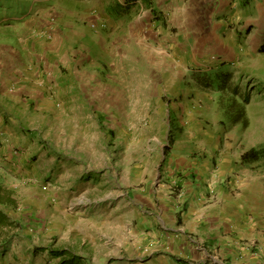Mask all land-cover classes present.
<instances>
[{"label":"rangeland","instance_id":"rangeland-1","mask_svg":"<svg viewBox=\"0 0 264 264\" xmlns=\"http://www.w3.org/2000/svg\"><path fill=\"white\" fill-rule=\"evenodd\" d=\"M234 2V8L228 7V11L222 17L220 12L217 17L210 16L207 11L209 4H206L208 7L199 19L203 25V31L199 29L190 34L177 35V41L188 43L184 51L185 60L182 57V49L176 45L170 62L168 58L164 61L162 51L156 50L148 51L147 55L156 57L157 61L160 58L163 61L159 62L163 65L150 66L147 60L143 65H138L137 62L142 63V57H136V50L132 49L127 51V55L129 57L133 55L134 62L125 66L126 58L123 57L121 64L124 66H114L109 72L118 80L110 84L104 80H97L93 86L85 87L88 89L86 94L87 101L90 103L87 119L90 122L89 133L108 138L106 154L101 155V152H98L92 157L97 159L99 173L116 178L118 184L116 181L106 184L112 187L111 194L107 197L103 186H98L95 193L87 196L90 200L82 197L80 192L72 193L75 199L73 197L72 203L66 207L68 209L66 216L75 225L82 223L86 230L80 232L82 229L80 226L71 229V232L63 234L57 242L52 243L55 247L66 246L82 254H88L97 264H157L158 260L165 262L169 259L168 253L185 257L182 249L175 245L178 241L172 238V234H166V232H174L173 234L176 236L178 234L180 239L179 231L169 229L164 232L163 229V226L171 225L168 223L170 222L168 215L165 216L161 211L166 204L163 198L157 195L161 177L154 176L153 183L157 184V187L154 184L150 186L156 190V193L151 191L150 194H136L137 192L133 190L135 187L141 188L145 180L136 182L135 179L133 180L134 173H187L191 167H197V165L204 172L217 173L216 170L230 168V159L234 157L239 162H236V170L232 173H258L263 175L261 177L264 181V158L253 164H244L240 160V155L251 147L264 148V0H234ZM81 6L79 0H0V41L6 40L9 45L15 47L18 43L13 34L14 31L19 30L20 38L23 39L35 27L36 17L41 13L47 15V22H49L46 39L53 40L54 35L57 36V29L64 25L63 13L72 10L77 12ZM214 6L219 8L220 0L214 2L211 7ZM96 10L98 13L103 12L100 7ZM88 11L91 15L96 12L92 8H88ZM67 21L71 22L73 19L69 17ZM220 21L226 24L225 30L217 31L218 27L214 30L212 26ZM109 22L114 23L112 20ZM14 25H19V28H14ZM98 44V38H94L89 44H79L77 49L74 47V65L78 67L88 63L95 64L99 58ZM113 45L115 47L112 50L113 57L116 54L122 57L120 48L116 47L115 43ZM162 46L165 48L163 44ZM148 47L144 48L147 50ZM156 48L160 47L156 46ZM4 53L8 55L6 59L15 57V52L8 45L0 48V56ZM168 53H170L169 50ZM51 54L52 50L48 48L46 55L51 56ZM60 67H67V64ZM118 68L126 70L127 76L124 75L123 79L120 78ZM26 69L22 70L25 74ZM95 71L97 72V69ZM13 72L14 70L8 71L6 74L8 76ZM24 73L20 71L16 74ZM62 74L63 79L69 76L67 71ZM227 75L231 78H227ZM35 79H40V75H36ZM10 81L11 79L5 81L1 77L0 86L9 89L15 84ZM16 87L18 88L17 85ZM43 89L52 95L46 86H43ZM109 91H112L111 96ZM170 92L172 96L167 95ZM229 95L238 101L235 102L233 111H237L239 105H245L248 122L244 126L228 120L229 128L219 131L218 119L223 117L219 109V99L221 97L228 103ZM165 101L177 109V103L181 104L187 117L179 114L181 116L174 115V120L173 117L171 119V113L163 108ZM55 104L57 109H61L63 101L57 99ZM124 110H127V117ZM199 112L203 114L194 118ZM189 115H191L190 121ZM200 119H206L208 127L201 128ZM179 120L186 122L185 125L188 127L184 125L180 128ZM60 122L59 117L54 121L56 126L53 123L50 129L40 132L39 138L35 137L38 145H29L31 146L29 154L27 147L14 143L11 136L13 145L8 152L12 151L14 155H18V152L24 153L28 159V165L23 168L10 167L11 162L6 164L0 161V174L5 178L4 186L10 188L12 193L17 191L19 203H22L26 197L31 198L36 186L43 187L44 183L50 181L51 178L46 175L42 177L46 169L45 161L48 154L46 149H50L51 154L55 152L57 160L64 158L63 149L58 146L63 138V132L58 129L63 127L59 125ZM189 126H192V129H188ZM171 127L175 130V134L170 142L168 136ZM81 131L83 129H80L78 133ZM0 136H2L1 133ZM77 137L81 138V135ZM190 139H193V142H190ZM2 145L3 143H0V146ZM179 146L189 151L178 149ZM73 149L72 145L69 150L73 151ZM165 149L168 152L177 153L176 156L165 154ZM194 163L195 166L191 165ZM128 174L130 192L125 198L129 202L122 197L125 191L121 188L124 176ZM93 206H96V209L99 208L98 206L111 208V214L94 215ZM63 208L65 209V206ZM36 214L34 221L29 218L28 222L35 223L39 227L44 223V214L41 210H38ZM87 223L96 225L100 233L108 230L109 226L113 227L110 234L111 240L108 241V237L97 234L92 224L86 228ZM103 223L107 225V228L102 226ZM121 224L125 227L120 232L116 227ZM174 225L178 228L179 224ZM159 232L167 235L165 237L162 235L164 243L161 241L162 236L159 238ZM106 239L107 242L104 243ZM19 241L23 245L22 238ZM37 246L42 245L36 243L34 248ZM18 254L16 252L15 255ZM214 259L220 258L214 255ZM209 260L212 264H217L213 258Z\"/></svg>","mask_w":264,"mask_h":264},{"label":"crops","instance_id":"crops-1","mask_svg":"<svg viewBox=\"0 0 264 264\" xmlns=\"http://www.w3.org/2000/svg\"><path fill=\"white\" fill-rule=\"evenodd\" d=\"M79 1L82 5L80 10L63 13L65 22L60 29H57V36L54 35L53 39L55 41L46 39L49 22L44 13L36 17L35 27L23 39L20 38L19 30L14 31L13 34L18 43L15 47L9 45L6 40L0 41V48L8 45L15 52L14 58L6 59L8 55L5 53L0 56V78L2 77L5 81L11 79L10 83H15L9 89L5 88L7 91L0 86V133L2 134L0 143H3L0 146V161L6 164L11 162L10 167L23 168L28 165V159L24 153L18 152V155H14L12 151L8 152L13 145L12 138L14 143L26 146L29 154L31 151L29 145H38L35 137L39 138L41 131L50 129L59 117L61 118L59 125L63 127L58 129L63 132V138L58 146L63 149L62 154L64 155V158L57 160L56 153H52L54 156L50 149H46L48 152L45 161L46 169L42 177L46 175L51 179L46 184L44 183L43 187L36 186V189L31 187L35 189L33 193L30 192L32 193L31 198L26 197L22 203H19L17 191L11 193V197L16 200V206L7 205L4 209L21 225L15 231L9 230L8 235L5 236L9 239L6 244L0 246V264L57 263L59 259L52 256L50 252V247L55 246L52 243L57 242L63 234L71 232L73 228L80 226L82 227L80 232L86 230L82 223L75 225L66 216L68 214L66 207L72 203L74 197L71 194L80 192L82 197H87L95 193L98 186H103L107 197L111 194L112 187L106 184L114 181L118 184L116 178L99 173L97 159L92 157L98 152H101V155L106 154L108 138L100 137V134L92 133L91 135L89 133L90 122L87 119L90 103L87 101L88 95L85 87L93 86L97 80H104L109 84L118 80L117 77L113 78L109 72L114 66H124L121 64L123 57L126 58L127 65L125 66L133 63L134 56L127 55V51L132 49L136 50V57H142V63L137 62L138 65H143L147 60L150 66H160L163 64L159 61H165L166 58L170 62L176 45L182 49V57L185 60L184 51L188 43L177 41V35L190 34L199 29L203 31V25L199 19L208 7L206 4H209L208 14L214 17H217L219 12L222 17L228 11V7L234 8L235 6L234 0H220L219 8H216V5L211 7L217 0ZM97 7L102 8L103 12L98 13ZM88 8L96 12L91 15L89 11L87 12ZM20 17L17 18L20 20ZM69 17L73 21H67ZM109 20L114 23H110ZM13 27L19 28V25ZM217 27V31H224L226 24L220 21L212 26L214 30ZM94 38H98L100 48L97 51L99 58L96 63L75 66L74 47L77 49L79 44H89ZM114 43L122 51V57L116 54L115 60L112 52L115 48ZM146 46H149L147 50L144 48ZM156 46L160 48L157 49ZM48 48L52 50L51 56L46 55ZM156 50L162 51L163 60L158 58L157 61L156 57L147 55L148 51ZM146 56L147 58H144ZM66 64L67 67H60ZM25 69L26 74L23 72ZM13 70L14 74L7 76L6 73ZM20 71L24 73L23 76L16 74ZM65 71L69 74L67 79L62 78V73ZM117 71L123 79L126 70L118 68ZM36 75H40V79H35ZM42 85L46 86L52 95L46 92ZM109 92L111 96L112 91ZM167 95L172 96L173 94L170 92ZM57 99L63 101V106L61 109L58 108L59 110L55 106ZM164 105L166 107L163 106V108L171 113V119L173 117L174 120V115L181 116L179 114L187 117L181 104L177 103L178 109L167 101ZM202 112L196 114L194 118L203 114ZM124 114L127 117V110H124ZM188 120H191V115L188 116ZM218 122L219 131L229 128L227 119L220 117ZM178 123H180V128L186 124L183 120H179ZM199 123L201 128L208 127L206 119H200ZM54 125L56 126V123ZM80 129L84 132L78 133ZM188 129H192V126ZM69 131L71 133H68ZM80 135L81 138H78L77 136ZM190 140L193 142V139ZM72 145L74 149L70 151ZM178 149L189 151L183 146H179ZM57 151L60 153L59 150ZM173 154L176 156L177 153L168 152L167 155L173 156ZM236 162L239 161L234 157L231 158V167L225 170L220 168V171L216 170L217 173L204 172L198 165L191 167L187 173H134L133 180L135 179L136 182L145 180L144 185H140L141 188L135 187L136 191L133 190L137 192L136 194L156 193V190L150 186L154 184V176L161 177L158 187L157 184L154 185L158 190L157 195L163 198L166 204L161 211L165 216L168 215L167 218L170 221L168 223L171 225L162 226L164 232L169 229L179 231L180 239L178 234L177 236L173 234L174 232H166V234H172V238L178 241L175 245L182 249L185 257L168 253L169 259L165 262L161 260L163 264H212L209 258H213L217 264H264V181L261 177L263 175L232 173L236 170ZM54 172L56 173L53 174ZM129 187L128 174L124 176L123 184H121V188L125 191L122 197L129 195ZM125 200L129 202L127 198ZM95 207L93 208L95 209L94 215L111 214V208L98 206L99 208L96 209ZM38 210L44 214V223L39 227L35 223L28 222L29 218L34 221V215L37 216ZM159 218L161 219V216ZM176 223L179 224L178 228L174 225ZM91 224L97 234L108 237V241L111 240L110 234L113 227L109 226L108 230L106 229L104 233L101 231V234L93 223H87L86 228ZM102 226L107 228L104 223ZM123 227L125 226L121 224L116 228L121 232ZM162 235L167 236L159 232V238ZM163 236L161 237L162 243H164ZM21 238L23 245L19 241ZM106 242L107 239L104 243ZM36 243L42 246H37L39 249L34 248ZM16 252L19 253L17 256ZM214 255L220 259L215 260ZM159 261L157 264H161Z\"/></svg>","mask_w":264,"mask_h":264},{"label":"trees","instance_id":"trees-1","mask_svg":"<svg viewBox=\"0 0 264 264\" xmlns=\"http://www.w3.org/2000/svg\"><path fill=\"white\" fill-rule=\"evenodd\" d=\"M227 78H231L230 75H227ZM235 102L238 101L235 97H231V95H229L228 103L220 97L219 109L223 114V118L234 122V124H243L246 126L248 121L246 120L245 105L241 104L237 111H233L232 108L235 105ZM174 134L175 130L171 127L168 136L170 142L172 141ZM169 147L172 146L169 145ZM166 150L167 149H165V154L168 153ZM263 158L264 148L259 147H251L240 155V160L244 164H253L261 161ZM4 180L5 178L0 174V246L8 242L9 238L5 237L8 235V231L18 228L21 225L20 222L12 219L4 209L7 205L16 206V200L11 197L12 191L4 186ZM50 252L52 256L59 259L55 264H97L93 261V258L90 255L82 254L73 248L54 246L50 247Z\"/></svg>","mask_w":264,"mask_h":264}]
</instances>
